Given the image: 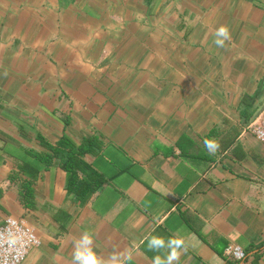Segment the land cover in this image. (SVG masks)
Instances as JSON below:
<instances>
[{
    "label": "crops",
    "instance_id": "crops-1",
    "mask_svg": "<svg viewBox=\"0 0 264 264\" xmlns=\"http://www.w3.org/2000/svg\"><path fill=\"white\" fill-rule=\"evenodd\" d=\"M230 39L214 44L217 27ZM264 0H0V223L23 264H264ZM205 139L218 147L209 151Z\"/></svg>",
    "mask_w": 264,
    "mask_h": 264
},
{
    "label": "built area",
    "instance_id": "built-area-1",
    "mask_svg": "<svg viewBox=\"0 0 264 264\" xmlns=\"http://www.w3.org/2000/svg\"><path fill=\"white\" fill-rule=\"evenodd\" d=\"M248 129L264 143V109L257 113ZM39 244L36 232L23 219L8 217L0 223V264H23L29 250ZM225 256L237 264H244L246 252L241 246L230 244Z\"/></svg>",
    "mask_w": 264,
    "mask_h": 264
},
{
    "label": "clouds",
    "instance_id": "clouds-1",
    "mask_svg": "<svg viewBox=\"0 0 264 264\" xmlns=\"http://www.w3.org/2000/svg\"><path fill=\"white\" fill-rule=\"evenodd\" d=\"M229 39L230 33L227 26L221 25L216 28L213 42L217 47H223L225 41ZM204 147L209 151H214L218 144L214 139H205ZM147 247L151 250L168 249L166 256H154L152 264H174V262L179 261L181 250L184 248V241L174 237L165 240L161 236L152 235L147 238ZM127 258V256L115 252L107 259L100 257L93 248L92 234L87 231L73 240L72 264H123Z\"/></svg>",
    "mask_w": 264,
    "mask_h": 264
}]
</instances>
